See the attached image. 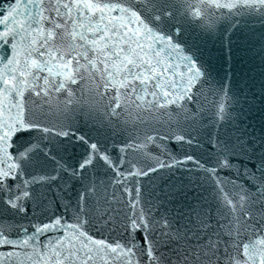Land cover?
Listing matches in <instances>:
<instances>
[{
	"label": "snow or ice",
	"instance_id": "6c2138e0",
	"mask_svg": "<svg viewBox=\"0 0 264 264\" xmlns=\"http://www.w3.org/2000/svg\"><path fill=\"white\" fill-rule=\"evenodd\" d=\"M249 14L264 0L0 2V264H264V142L194 58Z\"/></svg>",
	"mask_w": 264,
	"mask_h": 264
},
{
	"label": "water",
	"instance_id": "95a60500",
	"mask_svg": "<svg viewBox=\"0 0 264 264\" xmlns=\"http://www.w3.org/2000/svg\"><path fill=\"white\" fill-rule=\"evenodd\" d=\"M237 30L244 35L254 32L259 39L264 34V21L255 14L234 18L223 41L210 43L208 50L194 58L203 63L210 80L218 87L227 86L229 95L237 98L238 103L229 106L235 126L249 139L264 142V51L258 43L252 52L238 50L240 41L233 36Z\"/></svg>",
	"mask_w": 264,
	"mask_h": 264
}]
</instances>
